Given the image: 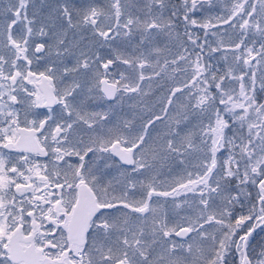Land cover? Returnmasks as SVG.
I'll return each mask as SVG.
<instances>
[{"label":"snow or ice","instance_id":"1","mask_svg":"<svg viewBox=\"0 0 264 264\" xmlns=\"http://www.w3.org/2000/svg\"><path fill=\"white\" fill-rule=\"evenodd\" d=\"M0 264H264V0H0Z\"/></svg>","mask_w":264,"mask_h":264}]
</instances>
